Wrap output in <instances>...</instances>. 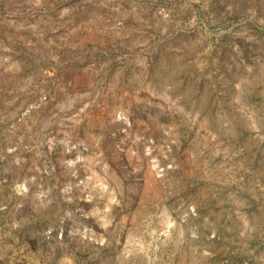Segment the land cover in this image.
<instances>
[{
    "label": "rangeland",
    "instance_id": "rangeland-1",
    "mask_svg": "<svg viewBox=\"0 0 264 264\" xmlns=\"http://www.w3.org/2000/svg\"><path fill=\"white\" fill-rule=\"evenodd\" d=\"M0 264H264V0H0Z\"/></svg>",
    "mask_w": 264,
    "mask_h": 264
}]
</instances>
